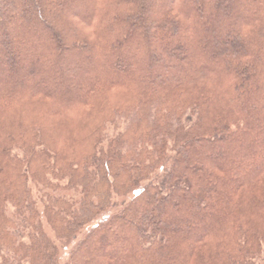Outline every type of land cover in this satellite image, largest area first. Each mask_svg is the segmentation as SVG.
Masks as SVG:
<instances>
[{
    "label": "trees",
    "instance_id": "1",
    "mask_svg": "<svg viewBox=\"0 0 264 264\" xmlns=\"http://www.w3.org/2000/svg\"><path fill=\"white\" fill-rule=\"evenodd\" d=\"M0 264H264V0H0Z\"/></svg>",
    "mask_w": 264,
    "mask_h": 264
},
{
    "label": "rangeland",
    "instance_id": "2",
    "mask_svg": "<svg viewBox=\"0 0 264 264\" xmlns=\"http://www.w3.org/2000/svg\"><path fill=\"white\" fill-rule=\"evenodd\" d=\"M171 0H166V2L167 3H169ZM214 8H215V6L213 7V10H212V13H213V11H214ZM250 17V15H249V13L247 12V11H243V12H241L239 15H238V19L239 20H242V19H248ZM231 24H227V25H225L226 27H228L229 28V26H230ZM218 26V25H217ZM218 28H222V27H220V26H218ZM223 28H225V27H223ZM216 28L214 27V30L213 31H211V32H209V34L207 35V38H211L212 36H215V37H217L219 40H221V39H224V37H227V38H230V40L228 41V43L230 42L231 43V41H232V43H233V34L231 35V34H229V35H226V34H224L223 35V33H220L219 31H216L215 30ZM227 29V28H226ZM46 35H48V34H46V33H44V34H42V35H39L38 36V38H40V36L42 37V39L44 38V37H46ZM49 37V36H48ZM228 43H226V45H229ZM160 57L161 56H159L158 58V60L159 61H165V59H163V57L160 59ZM66 70H67V66H63V67H59V68H57V70H56V72L57 73H60V72H62V73H65L66 72ZM154 75L156 76V75H160V76H163V72L162 71H159V70H156L155 72H154ZM63 258V257H62Z\"/></svg>",
    "mask_w": 264,
    "mask_h": 264
}]
</instances>
